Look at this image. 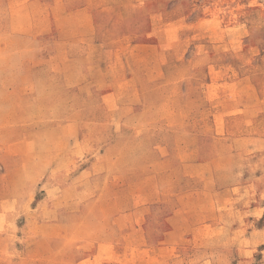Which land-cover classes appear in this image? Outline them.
<instances>
[{
	"label": "rangeland",
	"instance_id": "374dc122",
	"mask_svg": "<svg viewBox=\"0 0 264 264\" xmlns=\"http://www.w3.org/2000/svg\"><path fill=\"white\" fill-rule=\"evenodd\" d=\"M0 3V264H264V0Z\"/></svg>",
	"mask_w": 264,
	"mask_h": 264
},
{
	"label": "crops",
	"instance_id": "0c3cea01",
	"mask_svg": "<svg viewBox=\"0 0 264 264\" xmlns=\"http://www.w3.org/2000/svg\"><path fill=\"white\" fill-rule=\"evenodd\" d=\"M1 6H3V5H1V3H0V8H1Z\"/></svg>",
	"mask_w": 264,
	"mask_h": 264
}]
</instances>
